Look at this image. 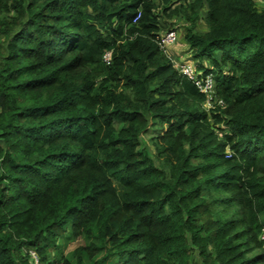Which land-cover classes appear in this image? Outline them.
Listing matches in <instances>:
<instances>
[{
    "label": "trees",
    "instance_id": "obj_1",
    "mask_svg": "<svg viewBox=\"0 0 264 264\" xmlns=\"http://www.w3.org/2000/svg\"><path fill=\"white\" fill-rule=\"evenodd\" d=\"M257 1L0 0V264H264Z\"/></svg>",
    "mask_w": 264,
    "mask_h": 264
},
{
    "label": "built area",
    "instance_id": "obj_2",
    "mask_svg": "<svg viewBox=\"0 0 264 264\" xmlns=\"http://www.w3.org/2000/svg\"><path fill=\"white\" fill-rule=\"evenodd\" d=\"M139 13L134 17L133 22H136ZM177 42V32L175 30H170L157 38V43L162 50V52L172 61V64L176 67L178 72L183 76L191 80L198 91L205 95L206 103L217 102L221 104L220 100H217V97L214 92V79L210 73L204 74L201 71H198L195 64L190 60H180L181 62L175 63L170 56L171 47ZM103 61L109 63V52L103 54ZM259 239L263 242L262 255L264 260V233L262 232L259 236ZM32 264H39V258L36 256L35 252H30Z\"/></svg>",
    "mask_w": 264,
    "mask_h": 264
},
{
    "label": "rangeland",
    "instance_id": "obj_3",
    "mask_svg": "<svg viewBox=\"0 0 264 264\" xmlns=\"http://www.w3.org/2000/svg\"><path fill=\"white\" fill-rule=\"evenodd\" d=\"M257 2L259 6H264V3L260 1H257ZM174 22L175 23L171 25V28H174V30H176L177 32V42L171 47L170 52H169L170 56L174 60L175 63L181 62L180 60L186 59V60L192 61L196 66V62L189 55L185 56L186 52L183 51L187 48L186 41L183 38L184 22L181 20V18L175 19ZM199 28L201 30H205V27L203 26H200ZM205 62L206 64H209L208 61L205 60ZM213 104H214L213 102L205 103L204 106L206 109H209L213 106ZM142 140H143V144L151 147L150 145L151 142L149 141V138L147 136H142ZM60 242L62 245L63 255L68 254L69 252L74 250L77 246H79L82 243L80 242L79 239H77L76 241H70L68 243L64 240H60ZM255 253L258 254V252H255ZM51 255L54 256L53 253H51ZM107 264H119V262L117 260L112 259V260H109Z\"/></svg>",
    "mask_w": 264,
    "mask_h": 264
},
{
    "label": "crops",
    "instance_id": "obj_4",
    "mask_svg": "<svg viewBox=\"0 0 264 264\" xmlns=\"http://www.w3.org/2000/svg\"><path fill=\"white\" fill-rule=\"evenodd\" d=\"M180 59H181V57H180ZM185 60V59H184ZM182 61V60H181Z\"/></svg>",
    "mask_w": 264,
    "mask_h": 264
}]
</instances>
